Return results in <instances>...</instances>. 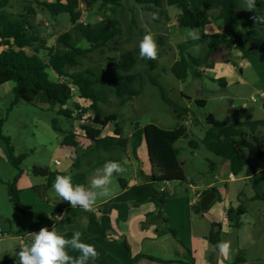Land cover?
<instances>
[{"label": "trees", "instance_id": "trees-1", "mask_svg": "<svg viewBox=\"0 0 264 264\" xmlns=\"http://www.w3.org/2000/svg\"><path fill=\"white\" fill-rule=\"evenodd\" d=\"M12 0H0V85L14 83L12 89L14 99L11 107L25 102L34 105L37 97L44 94L49 103V109H56L57 115L73 120L85 121L81 128L85 133V139L90 146L81 154L73 164L71 174L54 172L49 167L33 166L31 175L36 184L33 186L36 197L43 200L47 197L57 175H70L74 184L88 183L89 171H82L84 165L90 170L100 167L107 161H116L109 158L101 159V152L111 153L122 149L124 155H128L131 144L132 154L137 156L140 146L146 144L151 172L142 183H131L118 177L120 188L134 193L138 202H152L156 204L158 211L155 221L168 225V214L164 208L175 196L167 186L171 183L191 184L180 161V150L176 143L181 139L189 138V129L185 125H179L174 129H165L156 124L145 126L135 124L131 135L125 136L120 124L119 115L116 112L107 113L101 104L116 107L126 105L136 99L142 93L143 76L135 72L138 62L139 49L126 50L118 57H106L107 70L93 66H85L87 60L92 59L94 53L104 55L106 51H118L111 44L123 37L124 30L120 21L116 18L119 11L128 10L133 15L132 23L141 33L145 32L137 25V18L144 12L149 17V25L153 29V35L158 44V59L168 55L172 49L169 44L167 25L170 22L168 9L176 7L180 14L177 18L181 28L201 29L200 39L188 40L177 44L176 57L170 66V73L179 81H185L190 76L201 78L206 76L202 68L212 69V54L222 47L228 51L236 45L243 58L256 55L264 49L259 41L251 37L248 26L253 23L243 7L242 0H52L42 2L53 17L68 14L71 29L61 33L57 43L48 46V42L39 34L36 24L33 22L37 11L28 6L25 12L15 13L11 11ZM82 3L87 9L96 4L108 8L111 15L96 24L84 23L82 19ZM264 15V13H261ZM211 24H218V32L205 33V28ZM264 26V24H259ZM225 29V31H223ZM166 33V34H165ZM256 44L257 50H250V46ZM198 45L207 47L206 54L195 55L191 48ZM264 64V59H261ZM212 81L226 88L223 79ZM149 81L157 86L162 99L172 105L167 98L165 90L157 81L149 77ZM76 89L80 98L91 102L90 110L93 117L86 122L84 119L88 110L73 104ZM198 106H205L206 100H196ZM76 111L77 112L76 116ZM198 121V120H197ZM3 121H0V138L9 147L12 165L22 173V167L27 154L15 155V149L11 139L2 132ZM114 126L113 136L103 137V131L109 126ZM250 132H246L245 128ZM264 127V120H255L243 124H228L215 119L214 124L204 132L201 140L190 139L192 149H199L203 145L215 156L228 162L234 176H238L244 170L247 174H254L262 168L264 163V137L257 136L258 129ZM54 131L64 135L63 146L78 148L79 136L72 129L65 131L60 125L58 117L52 118ZM255 148L259 164L246 169L247 149ZM264 179V172L260 175ZM17 179L7 184L8 196L14 209L22 215L36 221V228L53 225V216L42 212H29L20 198V190L17 188ZM216 191L215 189H211ZM205 191L203 194L207 193ZM63 207V204L59 205ZM194 213L203 216L207 211H202L200 201L193 204ZM243 208L227 210L229 228H240ZM151 218L150 216L148 219ZM168 229V228H167ZM176 238V232L168 229ZM19 231L16 235H21ZM74 232H67L66 238H71ZM82 240L91 237H99L105 244L116 246L124 250L130 261L136 262L140 258L147 257L151 261L162 264H195L192 262L162 260L152 256H133L130 245L125 239L109 240L106 229L100 224L94 215H90L87 227L81 232ZM224 228L221 224L212 223L206 237L211 246L223 240ZM248 261L243 250H239L234 260L229 264H243ZM3 264H16V261L8 259Z\"/></svg>", "mask_w": 264, "mask_h": 264}, {"label": "rangeland", "instance_id": "rangeland-1", "mask_svg": "<svg viewBox=\"0 0 264 264\" xmlns=\"http://www.w3.org/2000/svg\"><path fill=\"white\" fill-rule=\"evenodd\" d=\"M49 1L51 0H12L11 11L22 13L26 11L28 6L33 7L37 11V16L33 22L36 24L39 34L48 42V46H52L57 43V38L61 33L71 29V22L68 14H61L55 18L43 5L39 4V2ZM81 9L83 12L82 21L85 23L96 24L111 15V11L108 8L102 7L99 4L87 9L82 3ZM168 12L170 15V22L167 25L168 41L172 49L168 55H164L158 60L150 61L141 59L138 55L135 72H140L143 76L141 95L121 107H116L114 104L111 106L101 105L105 112H116L119 115L120 124L124 129L125 136H129L133 132L135 124L137 123H140L142 126L153 123L165 129H174L179 125L187 126L189 129V138L179 140L176 143V148L180 150V160L183 163L188 181H192L194 184H200L203 181L205 182L209 177L211 173L210 163L212 160H217V157L203 145L199 149H192L189 145L190 139L201 140L204 137V132L209 128L210 123L208 121L211 117L228 124H243L254 120H263L264 104L261 102L259 93L264 88L261 89L260 85L258 91L260 89L261 91L253 92L239 83L232 84L229 88H223L212 81V74L210 73H205L206 76H202L201 78H193L190 76L185 81L177 80L170 73L169 69L176 57L177 44L190 40L185 38L186 29L189 28H181L178 26L177 18L180 14L179 9L170 7ZM116 18L120 21L124 30L123 37L111 44L118 51L107 50L104 55L94 53L92 59L85 62V66H93L107 70L106 57H118L126 50L139 49V42L146 33L142 34L140 29H137L132 23V13L127 8L124 11H119ZM148 20L149 17L146 13L142 12L139 18H137V25L144 32L146 30L153 33V29L148 24ZM218 29L219 25L214 24V30ZM206 50L207 47L205 45H198L191 48L190 52L199 55L205 54ZM239 52L238 49H229L225 60L221 63H214V66H222L226 61H232L239 66L241 61ZM262 54H264L263 51L253 56L260 58ZM150 76L165 90L167 98L172 103L171 106L162 99L159 88L149 81ZM247 77L255 79V82H259L257 75L252 71L247 72L243 76L246 79ZM13 87L14 83L0 85V121H3L1 128L3 134L11 139L12 145L16 149V155L27 154L22 167L24 171H31L33 166L49 167L50 169L56 170L58 167L55 163L56 160H59L61 163L67 162L70 157L77 153V150L69 147H61L64 135L53 130L52 118L58 117L60 119V125L65 131L72 129L73 132H84L81 128L82 122L80 120L58 116L56 109H49L50 107L43 106L42 98H39L34 105L20 102L12 108L11 103L14 99ZM74 94L75 96L70 106L76 103L81 108L88 110L84 119L90 123L89 120L93 117V112L90 110L91 102L80 98L76 89ZM252 97L256 99L255 103L250 102ZM199 99L206 100V105L198 106L196 100ZM247 103L248 107L244 110L241 109ZM77 112L79 113L80 111H76V116ZM113 131L114 126L112 124L103 132ZM245 131L250 132L247 127ZM255 134L259 137H264V127L258 129ZM246 152V167L259 164L255 148L247 149ZM129 154L130 152H128ZM124 157L122 163L126 168V172L114 174L112 184L110 185L112 193L114 189L118 190L120 188L117 177L131 181L136 173V167L128 163V157L125 155ZM94 173L95 170L90 173L88 182ZM226 173L222 171L220 173L221 177H224ZM238 184L239 186H242V184L244 186L242 182ZM171 185L188 189V184L186 183H172ZM218 189L222 196H224V188L218 185ZM245 190L248 192L249 188ZM49 195L50 197H54L57 194L52 189ZM215 204H218V201ZM243 206L249 212L242 216V226L238 229L231 228L224 237L226 241L231 242V255H233L232 253L234 251L237 252L236 245L239 239L240 246L244 247V250H241L245 252L247 259H249V256L261 251L260 247H264V235L256 223L257 213L251 207V203L249 201L244 202ZM0 213L10 220L11 226H23L29 231L31 230V226L29 225L35 222L34 219L22 215L12 207L9 202L7 184L3 183H0ZM9 224L4 219H0V226L5 230L6 228L10 229ZM3 235L4 239L0 241V250L11 245L18 246L19 242L16 233L7 231ZM157 252V255L163 258L165 257V259L178 258L176 242L171 234L164 236L162 243L158 245ZM150 264L158 263L151 262Z\"/></svg>", "mask_w": 264, "mask_h": 264}, {"label": "crops", "instance_id": "crops-1", "mask_svg": "<svg viewBox=\"0 0 264 264\" xmlns=\"http://www.w3.org/2000/svg\"><path fill=\"white\" fill-rule=\"evenodd\" d=\"M245 12L248 15H254L253 12L247 10H245ZM254 12L256 14L264 13V0H256V8ZM198 31L199 34H201V29H198ZM204 31L210 35L218 32V30H214V24L208 25ZM248 32L251 37L259 41L260 46L264 49V26L252 23L248 26ZM251 46L257 45L252 44ZM232 48L234 50L238 49L236 45H233ZM239 57H241L239 66L232 61H226L222 66H213L212 69L202 68V70L207 74H212L211 77L214 79H223L226 88H229L232 84L239 83L253 92H260L261 89L264 88V64L261 62V59H264V54H262L260 58H256L255 56L243 58L242 53L239 52ZM250 71L257 75L259 82H255V79L248 77L247 79L243 78V76ZM260 85L261 89L258 91ZM39 98H42L43 106L48 108L49 103L47 97L44 94H40L36 101H38ZM74 133L79 136L80 146L78 148H69L76 149L77 153L70 157L67 162L61 163L59 160H56L55 163L58 167L56 170L49 168L51 171L71 174L73 164L76 162L77 158L91 145L90 142L85 139L84 132ZM113 134L114 132H103L102 136L111 137ZM61 147L68 146H63L61 142ZM128 152H130V154L126 156L128 157V163L136 167V173L130 182L142 183L145 181L146 176L151 172L146 144H143L138 148L137 156L132 155L131 144L128 148ZM100 156L103 161H107L109 158H114L122 162V159L125 158L122 149L111 153L101 152ZM223 168L224 170H222ZM247 168L249 167H246V169ZM96 169L90 170L88 165L82 167V171H89L88 180L90 173ZM210 169L211 173L206 181H203L204 183L194 184L190 181L191 184H188V189L178 188L177 186L171 185L172 183L168 184L167 189L171 193H174L175 196L164 208V211L168 214V225L163 223L160 225V223L155 221L158 211L156 204L152 202L140 203L134 193L124 191L121 188L118 190L114 189L110 198L98 199L96 205L90 212H86L79 207L72 208L70 204L62 201L57 195L50 197L49 192L53 188L49 190L45 199H38L33 189L36 181L32 177L31 171H24L22 168V173H20L12 165L8 144L0 138V183L8 184L17 179L16 184L17 188L20 190L21 201L29 212H42L49 216H53V224H55L57 231L61 234L75 231L82 232L89 223L90 215H94L100 224L106 229L108 239H125L130 245L134 257L145 255L168 261H193L195 264H229L234 260L237 252L244 248L240 246V240L238 239L237 241V252L234 251L232 253L233 255H231L230 251L228 256H224L220 254L219 251L214 252L211 250L212 246L206 237L210 231L212 223L221 224L225 231L224 235H227L231 230L228 225L227 210L229 208H243L245 210L244 215H246L249 210L243 206V203L247 201H249L251 207L255 209V212L257 213L256 223L260 227L261 233L264 235V179L260 177L264 172V163L262 164L260 171L254 174H247L246 170H244L241 174L235 176L234 179H230L232 172L229 164L222 158L217 157V160H212L210 163ZM222 171L227 172L224 177H221L220 175ZM240 182L244 183L245 187L243 184L242 186H239L238 183ZM218 185L224 188V196L220 193ZM246 188H249L248 192H246ZM211 189H215L217 192L216 200L210 205L208 211L203 216L194 213L191 206L200 201L205 191H210ZM217 201L218 204H215ZM61 204H63V207L60 208L59 205ZM57 215H60L61 218H58ZM149 216L151 218L148 219ZM0 219H4L6 223H10V229L6 228L5 230L0 226V230L2 231L0 241L4 239L3 234L7 231H10L11 233L24 231L21 235L17 236L19 242L17 247L11 245L0 250V264H3L4 261L8 259L16 261L17 257L15 256V253L20 251L21 246L30 245L32 240L30 233L38 232L40 228L35 227L36 221L29 225L31 226L30 231L23 226H11L10 220L5 218L2 213H0ZM167 228L176 232V238L173 237ZM166 234H171L176 242V250L178 254V258L176 259H165V257L163 258L160 257V255H157L158 245L162 243ZM83 241L94 244L97 247V250L101 253V258L96 264L158 263L151 261L147 257L132 262L124 250L116 246L105 244L99 237H91ZM223 241H226L224 236ZM260 248L261 251L249 256L248 261L243 264H264V247ZM71 254L76 255L75 253Z\"/></svg>", "mask_w": 264, "mask_h": 264}, {"label": "clouds", "instance_id": "clouds-1", "mask_svg": "<svg viewBox=\"0 0 264 264\" xmlns=\"http://www.w3.org/2000/svg\"><path fill=\"white\" fill-rule=\"evenodd\" d=\"M244 9L253 12L250 17L254 24H264V15L256 14V0H243ZM186 39L197 41L200 39L198 29H186ZM139 57L141 59L156 60L158 58V44L151 32L146 33L139 42ZM126 168L119 162L107 161L101 168L95 170L87 185L74 184L70 175H57L52 185L57 196L72 208H81L86 212L92 211L98 199L110 198V185L114 174H122ZM61 218L60 215H57ZM30 245H23L15 253L16 264H96L101 253L94 244L82 240V233L75 231L71 238L57 231L55 224L51 230L41 227L38 232L30 233ZM212 251L228 256L231 251L230 241H219L212 246ZM71 253H75L73 255Z\"/></svg>", "mask_w": 264, "mask_h": 264}, {"label": "water", "instance_id": "water-1", "mask_svg": "<svg viewBox=\"0 0 264 264\" xmlns=\"http://www.w3.org/2000/svg\"><path fill=\"white\" fill-rule=\"evenodd\" d=\"M250 50H256L257 46H251ZM227 54L226 48L222 47L217 49L212 54V62L213 63H221L225 60ZM261 102L264 103V99H261ZM210 124L215 123L214 117H211L208 121ZM217 192L210 190L207 193L203 194L200 199V208L202 211H208L210 205L216 200Z\"/></svg>", "mask_w": 264, "mask_h": 264}, {"label": "built area", "instance_id": "built-area-1", "mask_svg": "<svg viewBox=\"0 0 264 264\" xmlns=\"http://www.w3.org/2000/svg\"><path fill=\"white\" fill-rule=\"evenodd\" d=\"M73 90L75 91V88H73ZM259 96H260V99H264V90H262L260 93H259ZM250 102L252 103H255L256 102V99L254 97H252L250 99ZM248 107V103L247 104H244L241 109H246ZM82 123L81 124H84L85 121H81ZM58 163V162H57ZM235 176L233 174L230 175V179H234ZM2 235V231L0 230V236Z\"/></svg>", "mask_w": 264, "mask_h": 264}]
</instances>
